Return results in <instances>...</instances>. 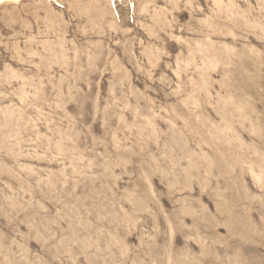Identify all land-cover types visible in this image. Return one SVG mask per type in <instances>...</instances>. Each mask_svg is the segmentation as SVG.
<instances>
[{"label": "rangeland", "instance_id": "1", "mask_svg": "<svg viewBox=\"0 0 264 264\" xmlns=\"http://www.w3.org/2000/svg\"><path fill=\"white\" fill-rule=\"evenodd\" d=\"M110 1L0 3V264H264V0Z\"/></svg>", "mask_w": 264, "mask_h": 264}, {"label": "bare ground", "instance_id": "2", "mask_svg": "<svg viewBox=\"0 0 264 264\" xmlns=\"http://www.w3.org/2000/svg\"><path fill=\"white\" fill-rule=\"evenodd\" d=\"M4 1H5V0H0V3L4 2ZM110 2H111V4H112V6L115 7V1H114V0H111ZM130 5H131V4H130ZM131 7H132V5H131Z\"/></svg>", "mask_w": 264, "mask_h": 264}]
</instances>
